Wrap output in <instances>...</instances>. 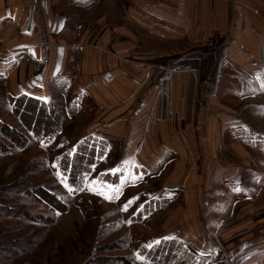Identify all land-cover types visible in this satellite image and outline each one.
<instances>
[{
  "label": "rangeland",
  "instance_id": "1",
  "mask_svg": "<svg viewBox=\"0 0 264 264\" xmlns=\"http://www.w3.org/2000/svg\"><path fill=\"white\" fill-rule=\"evenodd\" d=\"M146 7L140 10L139 0H23L17 16L21 15L22 26H0V64L11 61L12 41L17 35L20 39L34 38L44 32L50 11L64 17L63 30L69 44L85 38L92 45L105 47L115 61L143 65L149 80L155 81L150 90L171 72L174 59L180 58L179 62L185 64L190 57L192 83H196L191 99L196 101L198 116L206 113L205 119H214L221 99L233 107L236 102H244L236 108L243 111L242 117L252 111L264 114V43L253 49L243 48L242 53L237 51L229 64L224 54L229 46L231 52L240 46L231 42L234 33L245 28L239 21L234 26L243 13H231L226 31L194 27L190 13L179 12L182 26L176 38L166 34L169 29L165 26L160 33L159 28L138 25L140 15L152 21L158 17ZM202 16L204 19L205 13ZM123 29L130 34L129 44L123 45ZM13 30L19 32L15 37L11 35ZM123 53L125 56H117ZM72 66L49 83L46 98L40 99L54 103L62 116L61 131L49 141L35 138L13 115L9 97L26 93L13 91L9 73L0 68V124L15 129L27 141L18 148L0 133V144L5 147V152L0 149V264H156L142 252L161 240L178 243L179 251L191 255V263L201 260L200 264H207L205 257L190 249L186 197L166 187L171 175L170 157L153 151L152 156H141L136 163L135 157L126 154L123 141L109 142L90 132L96 107L86 93L72 86L77 78ZM154 66L163 67L161 79L160 73L151 71ZM69 106L76 110L73 115ZM38 117L39 113H33L28 122L37 125ZM192 125L197 129L195 120ZM88 136L105 140L106 152L92 167L82 190L76 192L60 174L57 159L73 152ZM35 187L53 195L55 201ZM148 201L156 206L163 204L162 208L133 221ZM186 259L174 256L167 263L189 264Z\"/></svg>",
  "mask_w": 264,
  "mask_h": 264
},
{
  "label": "crops",
  "instance_id": "2",
  "mask_svg": "<svg viewBox=\"0 0 264 264\" xmlns=\"http://www.w3.org/2000/svg\"><path fill=\"white\" fill-rule=\"evenodd\" d=\"M22 2L0 0V26H22L21 15L17 19ZM139 2L140 10L148 6L158 17L152 21L140 15L138 25L159 28L160 33L165 26L169 36H176L182 26L181 12L190 13L194 27L226 31L231 13H243L234 26L239 21L245 28L234 33L231 42L240 46L232 52L229 46L224 52L228 64L237 51L264 43V0ZM48 13L44 32L34 38L20 39L17 35L12 41L11 61L0 64L9 73L10 88L44 99L49 83L75 64L72 68L77 78L72 86L86 93L96 107L90 132L109 142L123 141L126 154L135 157L136 163L141 156H152L153 151L170 157L166 187L186 197L190 249L205 257L207 264H264V114L252 111L242 117L243 111L236 108L244 102L233 107L221 99L214 119H205L206 113L198 116L196 101L191 99L196 83H192L190 57L185 64L174 59L164 78L163 67L151 68L162 80L150 90L155 81L149 80L143 65L115 61L105 47L92 45L85 38L69 44L64 17ZM167 15L170 18H163ZM15 33L19 34L13 30L12 37ZM122 34L123 45L129 44L130 34L125 29ZM194 120L197 129L192 128Z\"/></svg>",
  "mask_w": 264,
  "mask_h": 264
},
{
  "label": "trees",
  "instance_id": "3",
  "mask_svg": "<svg viewBox=\"0 0 264 264\" xmlns=\"http://www.w3.org/2000/svg\"><path fill=\"white\" fill-rule=\"evenodd\" d=\"M8 100L13 115L18 119L20 124L26 130L32 133L35 138L42 141H49L56 137L61 131L62 116L56 111L54 103L45 102L43 100H40L39 98L27 94H22L16 97L10 96ZM76 102L77 101L75 100L73 104ZM68 110L70 112V115H73L76 111H74L73 108L71 109V106H69ZM33 113H39L37 125H32L28 122L30 116L33 115ZM0 133L4 137H6L15 147L18 148L22 147L23 143L25 144L27 142L25 137L15 131V129L11 127L6 128V126L4 128V125L2 124H0ZM106 143L107 142L105 140L88 136L76 144L73 152L63 153L57 159L60 174L66 180V183L71 190H74L76 192L82 190L84 180L89 177L92 171V167L99 163L103 155H105ZM0 149L1 151L5 150V147L0 144ZM36 189L38 188L35 187V191ZM38 191L49 196L50 198H53V200L55 201L53 195H48L47 193L42 192L39 189ZM28 194L32 195V192L30 191ZM162 205L156 206L155 202L148 201L141 207L136 216L132 217V220H141L144 216L152 213L156 209L162 208ZM172 242L170 243L168 240H161L156 245H153L150 248H145L142 254L151 263L174 264L167 262L172 261V258L174 256H184L185 258H187L186 261L190 264L191 255L184 253L181 250L179 251L178 243L174 242L175 245H173ZM201 262L202 261L200 260V263ZM200 263L192 262L191 264Z\"/></svg>",
  "mask_w": 264,
  "mask_h": 264
},
{
  "label": "bare ground",
  "instance_id": "4",
  "mask_svg": "<svg viewBox=\"0 0 264 264\" xmlns=\"http://www.w3.org/2000/svg\"><path fill=\"white\" fill-rule=\"evenodd\" d=\"M31 28V27H30ZM27 29V31H29V28H26Z\"/></svg>",
  "mask_w": 264,
  "mask_h": 264
},
{
  "label": "snow or ice",
  "instance_id": "5",
  "mask_svg": "<svg viewBox=\"0 0 264 264\" xmlns=\"http://www.w3.org/2000/svg\"><path fill=\"white\" fill-rule=\"evenodd\" d=\"M130 203H131V201H130Z\"/></svg>",
  "mask_w": 264,
  "mask_h": 264
}]
</instances>
